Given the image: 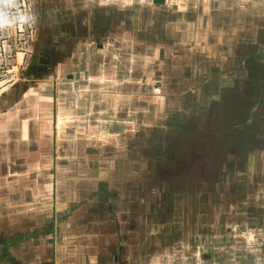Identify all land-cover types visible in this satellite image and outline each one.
Segmentation results:
<instances>
[{"label": "rangeland", "instance_id": "1", "mask_svg": "<svg viewBox=\"0 0 264 264\" xmlns=\"http://www.w3.org/2000/svg\"><path fill=\"white\" fill-rule=\"evenodd\" d=\"M63 1L68 7L72 8L70 12L73 13V17L76 16V13H80L81 9L86 10V12L88 10L91 14L93 8L90 6L95 7L97 5L105 6L107 9H109L108 7L112 8V6L118 8L133 7L137 12L132 13L130 16L136 20L133 23L132 31L129 28L122 27L119 31L114 32V34L124 36V38H106L102 48H99L92 40H88L84 44H76L73 49L71 64L68 63L60 67L57 75L50 76L45 80L32 82L31 88L21 86L23 88L22 91L20 86L14 84H16V81L23 80L20 79L22 78V72H24L34 51V42L32 43L31 40H34L36 36L31 34L30 30L32 27L29 21L24 24L0 25V99L5 97L17 100L14 104H10V101H7L8 106L4 108L0 106V147L2 152L6 153V155L8 154L9 159H20L24 163L23 167L25 170L23 173L25 176L32 178L33 176L35 178L45 176L46 180L47 176L48 180L51 179L50 182L41 183V186H45L46 190L53 186L52 169L55 168L60 170L58 177L61 182L67 181L66 184L71 189L75 188V183L72 181L73 176L83 177L81 181L87 183V178L91 179L98 173L97 166L99 162H96L98 156L93 153L104 150V143L108 146L112 140L121 147L120 152H125V150L128 151L130 140L133 143L135 137L138 143L142 137L150 134H156V137L163 138L166 133L161 131L167 126L171 132L165 138H170L174 145H178L177 141H180L178 136H185L186 133L181 132L182 134H180V131H178L181 128L185 129V125L181 124V122L173 123L172 121L173 116L175 118L179 114L175 110L174 104L181 101L183 96L188 101L198 100L197 103L199 102L196 93H194L197 90V85H195L196 78L192 74L181 75L185 79L183 80V86L178 87L180 84L175 82L177 74L157 73L159 72L158 68L163 64V58L165 60L164 63H169V56L178 54L183 47L177 49L174 47L175 44L171 42L147 43L149 40H146V38L148 39L150 34L147 29L153 24V18L160 14V12L154 11V8H164L172 10V12L174 10L177 13L171 16L173 19L169 17L171 23L169 22L168 24L181 25V21H183L181 13H184V18L189 17L185 20L189 23H192L197 16H204L202 11H199V6H196V1L200 0ZM225 1L221 0L219 3H225ZM209 3L206 2L205 6H208ZM31 5L30 1L25 10H20L16 14L13 8L12 14L29 16V7ZM86 12L84 11V13ZM84 13L79 16L81 18L84 17ZM211 14H206V17L208 15L213 16L214 12H211ZM221 14L213 17L217 19L224 18V15H228L229 12L221 11ZM88 17L90 19V15ZM13 18L15 17L13 16ZM165 18L168 19V17ZM4 19H9L6 12ZM172 28L174 29L172 34L175 35L176 40L179 35L185 34L187 31L190 33L189 30H191L194 38L192 42L187 43L189 47H187L188 52L186 54V58H189L190 62L191 60L196 61V58L200 59L202 52L200 53L201 49L199 47H202L203 51L206 50L207 53H214L218 47V44H210V40L208 41L209 35L212 34L210 30L213 27L195 25ZM204 30L210 31V33L205 32L204 34ZM220 30L232 36L228 39L227 46L233 47V50L237 48L235 41L241 39L242 46H249V50L252 51L254 49L264 52V48L261 45L255 46L256 40H259V37H257L258 28L225 26L220 27ZM142 35L144 37L146 35V38H141ZM203 37H207V39ZM124 39H132L133 42L130 43ZM196 47L198 49L193 53L192 50ZM177 59H179L178 62L181 64L180 58L177 57ZM247 66H253V64L248 62ZM205 96L206 99L209 98V94L204 95L201 101ZM162 98L164 100L167 99L166 104L163 103L164 101L160 103ZM168 103L170 106H167ZM206 106L205 103L202 105L203 109L205 108L204 110H206L204 113L205 120L210 122L208 123V126H210V124H213V111L207 109L209 108L208 105ZM163 115H165L166 121L162 120ZM231 116L235 117L234 123H236L241 116L240 109L238 110L235 106L231 107L227 112V117L230 119ZM188 118L189 121L194 119L193 117ZM159 122L162 125L158 124ZM213 126L214 134H216V131L220 129L219 123L214 122ZM199 129V125L195 124L193 125V131L191 129L187 134L190 136V139H187L192 142V145L189 144L190 151L188 150V153L194 154L197 149H200L198 148L199 143L201 142L202 144L207 138L208 134H205L203 130H200L199 133ZM193 132L196 133L194 134ZM13 134L25 136L27 139L23 145V141L12 145L14 143L12 141ZM87 139L90 140V143L86 141ZM102 140L105 142L103 143ZM256 150V156L253 157V161L248 162L244 152L237 155L250 164L252 162L263 163L264 143H258ZM260 151L261 156L257 159ZM176 153H178V148L175 149ZM185 153L187 155V151ZM88 154L91 155L88 156ZM100 158L104 167L115 166L116 162L114 164L111 163L114 159L112 151L107 149L103 157ZM262 158L263 161L261 160ZM54 161L55 168L52 167V162ZM38 163L41 164L40 168H43L37 174L36 172H30L33 168L39 166ZM48 163L51 164V168L46 167ZM65 168L70 171L66 172ZM139 168L140 166L137 171ZM132 173H134L133 170ZM175 173H178V170ZM141 174L143 175L142 172ZM4 177L7 179L6 176ZM90 179L89 181H91ZM244 179L240 183H243V188L240 186L239 188L234 187V182L227 184L228 188L222 190L219 188L221 192L219 202L228 201L226 204L229 203L233 207V212L230 214L231 218L220 220L219 215L216 214V217L211 215L214 211L210 210V219L217 220L214 221L215 225L212 224L210 226V221L208 220L205 226L199 225L197 228L194 226L190 233L185 236V244H183L182 248L176 242L177 233L184 236L183 232H180L181 229H178L180 225L179 216L181 214L178 213L177 209L179 195L182 193H178L177 190V192L174 191L170 195L165 196L168 190L167 186H158L161 189L153 188L155 193L161 192L160 195H163L160 201L162 204L159 207L167 214L165 219H163L166 223H164V226L159 225V227L158 224L161 223L159 221L157 222L158 224H153L151 227L143 224L136 232L137 235L132 238V246L136 244L139 254L141 249L148 250L151 246L157 248L158 252L156 251L152 261L151 259L144 260L143 264H216L219 262L222 264H229V262L241 264L242 260L246 258H248V264H252L253 260L255 263L264 264V249L263 251L259 249L264 246V228H261L260 224L252 223L257 220H264V211L262 209L264 202L260 203L262 198L257 191L251 194L253 190L250 192L246 190L249 187V183L254 179L249 178L247 174ZM258 180H263V176L259 177ZM149 181L152 184L153 181L151 179ZM259 185L261 187L264 186L263 183ZM261 193L264 197V191ZM47 195L45 194L42 197ZM251 195L256 196L253 198ZM244 198L247 199L244 206L258 205L256 207L258 208L257 215L249 217L247 223L244 218L243 222L235 220L236 213L239 211L237 205L241 204L240 201ZM186 206V215L192 217L194 210L192 211L191 206L187 205V202ZM221 211L222 208L221 210L217 208L216 212L220 213ZM79 216L81 214H76L72 220L66 224H61L63 233H67V240L63 239L62 243L58 234L49 232L51 228L46 225L48 221L43 219L42 223L37 225V227H42V231L43 228H46L47 234L42 233L36 237L28 236L26 239L17 238L15 243H20L24 247L22 248V245H20L21 247L14 251L13 256L16 258L12 262L8 261V264H49L53 260H56V264L88 263L85 257L95 252L97 244H102L99 239H101L100 236L104 234V231L98 227L95 231H91L92 235H89L90 233L85 234L86 229L73 232L72 222L78 220ZM256 217L258 218L256 219ZM51 218L49 217V219ZM54 220L56 221V232H58L61 219L54 217ZM219 222L222 223L219 224ZM250 223L254 224L255 227ZM251 226L253 229H251ZM143 229L146 230L144 235ZM19 231L12 229L11 233L0 236V239L11 238L9 235L13 236L17 233H32L34 229L31 228L29 231L20 229ZM173 232H176L175 235L172 234ZM226 232H229V234H226ZM2 233L3 230H0V235ZM239 233L245 235V240L243 235L242 238L239 236ZM63 237L65 238V236ZM89 237H94V239L88 241ZM56 240H58L59 245L54 248V245L57 244ZM163 241H166V243H163ZM237 242H241V244H237ZM199 243L201 246L198 250ZM223 243H230L233 250L236 247L241 253L235 252L234 254L231 253L233 255L228 256L230 252H227L226 248L223 247ZM66 245H70L72 249H67ZM245 247H248L247 251L244 250ZM205 250H209V253L206 254ZM124 253L128 254V248L124 250Z\"/></svg>", "mask_w": 264, "mask_h": 264}, {"label": "flooded vegetation", "instance_id": "2", "mask_svg": "<svg viewBox=\"0 0 264 264\" xmlns=\"http://www.w3.org/2000/svg\"><path fill=\"white\" fill-rule=\"evenodd\" d=\"M38 1L42 3L34 5L30 12L33 15L30 31L32 35L36 36L34 40H31L32 43L34 42V51L32 50L33 53L29 58V62L24 72H22V78L20 79L23 80L16 81V84H14L24 88H31L32 82L57 75L60 67L72 63L73 49L76 44H84L86 41L92 40L99 48H102L106 38H124V36L114 34L115 31H119L122 27L129 28L132 31L133 23L136 22L130 17L132 13L137 12L133 7L118 8L112 6V8L108 7L109 9H107L105 6L97 5L93 8L91 14L88 10L86 12V10L81 9L80 13H76V16L73 17V13L70 12L72 8L68 7L63 0L57 1L53 10L51 4H45L47 0ZM154 9L160 14L153 18V24L147 29V32L150 33L148 39L146 35L145 37L142 35L141 38L149 40L147 43L171 42L175 44L174 47L177 49L183 47L179 52L177 50L178 54L169 56V63L165 62V64L163 58V64L158 68L159 72L157 73L177 74L175 82L180 84L178 87L183 86V80L185 79L181 75L192 74L196 78L195 85H197V90L194 93H196L200 104L197 103L198 100L188 101L184 96L181 101L175 102V110L179 114L175 118L173 116L172 121L173 123L181 122L185 125V129L181 128L178 131H180V134L186 133L185 136H178L180 138V141H177L178 145H174L170 138H165L171 132L167 126L164 128L165 130L162 129L161 131L166 133L163 138L156 137V134H150L142 137L138 143L135 137L133 143L130 140L128 159L122 158L121 160L122 166L130 168L129 177L123 178L122 176V178L112 180L105 174V177L100 179L99 174L96 173L90 179L92 184L89 188L78 195L77 204H75V199H71V195L69 197L66 195L65 199L68 200L69 204L64 205L60 210H56L51 220L46 222V224H49L48 228H51L49 232L58 234L61 243L67 236V233H63L61 224H66L76 214H81V216L78 220L72 222L73 232L86 229L85 234L90 233L89 235H92L91 231H95L98 227H100V230L101 228L102 230L106 229L104 224L107 222L113 225L108 228L109 233L100 236L99 242L102 244H97L95 252L85 257L88 260V263L85 264H143L144 260L151 259L152 261L157 248L151 246L148 250L141 249L139 254L136 244L132 246V238L137 235L136 232L143 224L151 227L153 224H158L159 221L161 222L158 224L159 227V225L164 226V223H166L163 219L167 214L160 209L162 204L160 201L163 195H160L161 192L155 193L154 191L155 188L161 189L158 186L168 187L165 196L174 191L177 192V190L178 193H182L179 195L177 209L178 213L181 214L178 229H181L180 232L182 231L184 236L178 233L176 235V242L181 248L185 244V236L190 233L194 226L196 228L199 225L205 226L208 220L210 226H212L214 221H217L210 219V210L214 211L211 215L215 217L216 214L219 215L220 220L231 218L232 205L226 204L228 201L219 202L220 189L228 188L227 184L234 182V187L239 188L240 186L243 188V183H240L245 180L244 176L247 174L249 178L254 180L249 183L246 190L249 192L253 190L251 194L257 191L262 198L260 203L264 202L261 193L264 191L261 190L264 189V186L259 185L260 183L264 184V162L260 164L256 162L248 163L253 161V157L256 156L258 143H264V52L254 49L249 50V46H242L241 39L235 41L237 48L233 50V47L227 46L228 39L232 36L220 30V27L225 26H215L210 30L212 34L209 35L208 41L210 40V44H218L217 49L214 53H207L206 50L203 51L202 47H199L201 49L200 53L202 52L200 59L196 58V61L191 60L190 62L189 58H186V54L188 52L187 47H189L187 43L192 42L194 38L191 30H189L190 33L187 31L185 34L179 35L176 40L175 35L172 34L174 30L172 27H179L175 23H168H171L169 19L177 12L164 8ZM82 13H84V17L81 18L79 15L82 16ZM181 15L183 16V13ZM165 17H168V19ZM181 22L184 23L185 21ZM205 32L207 31L204 30V34ZM257 37H259V40L255 46L261 45L264 48V28L259 29ZM203 38L207 39V37ZM124 40L130 43L133 42L132 39ZM260 41L261 43H259ZM197 49L198 47L194 48L193 53ZM177 57L180 58L181 64H179ZM248 62L253 66H247ZM207 94H209V98L206 99L205 96L201 101L203 96ZM166 100L162 98L160 103L164 101L163 103L166 104ZM11 101L16 102L15 99ZM204 103L205 106H209L207 109L213 111L212 123H219L220 129L216 131V134H214L213 124L208 126L210 122L205 120L204 113L206 110L202 107ZM167 106H170L169 103ZM233 106L237 107L238 110L240 109L241 113V116L237 117L236 123H234V116H231L230 119L227 117L228 110ZM188 117L194 119L189 121ZM162 120H165V115L162 116ZM158 124L162 125L160 122ZM195 124L200 127L199 133L200 130H203L208 135L202 144L199 143L198 148L200 149L191 154L188 152L190 151L189 144L192 145V142L187 139H190L187 134L191 129L193 131V125ZM176 148H178L177 155L175 154ZM243 152L246 153L245 156H247L248 162L237 155ZM259 154L257 159L260 158L261 151ZM261 160L263 161V158ZM139 166L141 170L139 168L137 171ZM176 169L178 173H175ZM132 170L134 173H132ZM141 172L143 175H140ZM52 173L53 186L49 191H51L56 203V196L59 192L57 190L58 172L52 169ZM262 176L263 180L261 182L258 178ZM150 179L153 181L152 184H150ZM72 181L75 183L81 182V180L74 179ZM62 190L60 193L63 192ZM251 196L255 198L256 195ZM80 200H84V202H79ZM86 200L92 201L91 203H85ZM246 201L247 199L244 198L240 201L241 204L237 205L239 211L236 213L235 220L243 222L244 218L247 223L249 217L257 215L258 208L256 207L258 205L244 206ZM186 202L187 205L191 206L192 211L194 210L192 217L186 215ZM84 204L87 209L83 207ZM101 205L107 206L106 213L99 210ZM80 206L85 211L80 209ZM217 208L218 210L222 208V211L217 213ZM262 209L264 211V206H262ZM54 217L61 219L58 232H56ZM221 223L219 222V224ZM252 223L260 224V227L264 228V220H257ZM252 223L250 224L254 226ZM252 226L251 229H253ZM45 229L43 228V231H46L44 233L47 234ZM40 230H42L41 227H38L32 233L22 236L9 235L11 238L8 241L1 240L0 251L2 256L0 260L4 258L6 262L8 260L14 261L16 257L11 255L10 249L17 244L15 240L17 238L26 239ZM227 230L230 231L229 228ZM143 231L144 235L146 230L143 229ZM175 233L172 234L175 235ZM226 234H229V232H226ZM242 235L239 233L241 238ZM92 239L94 237H89L88 241ZM56 242L54 248L59 245L58 240ZM163 243H166V241H163ZM66 247L72 249L70 245H66ZM127 248L128 254H125L124 250ZM206 254L208 253L206 252ZM55 261L53 260L49 264H56Z\"/></svg>", "mask_w": 264, "mask_h": 264}, {"label": "crops", "instance_id": "3", "mask_svg": "<svg viewBox=\"0 0 264 264\" xmlns=\"http://www.w3.org/2000/svg\"><path fill=\"white\" fill-rule=\"evenodd\" d=\"M31 1V6L29 7V10L31 12V10L33 9L34 5L36 6L37 4L40 5V1L38 0H15V10L14 13L16 14V12H20V10H25V7H27V5H29ZM57 1L59 0H47V2H45V4H51V9L53 10V8H55V5L57 4ZM158 1V0H156ZM162 1V0H161ZM210 1V3H209ZM219 1L221 0H205V2H203V0L200 1H196V6H199V11H202L203 13V17L201 16H197L195 18V20L192 23L186 22L185 20H187L189 17H185L184 18V13H183V20L185 21L184 23H182L181 25L176 24L178 27L181 26H200V27H215V26H235V27H242V26H246V27H256L258 28L257 32L259 31L260 28H264V0H226L225 3H219ZM206 2L209 3L208 6L206 5ZM8 7H10V5H4L3 8L7 9ZM91 8H94L93 6H90ZM213 10V11H211ZM191 11V10H190ZM208 11V12H207ZM221 11L223 12H229L228 15H224V18H216L213 16H217V14H221ZM237 11V12H236ZM211 12H214L213 16H211ZM235 12V13H234ZM27 14H29L26 11ZM206 14H211L208 15V17H206ZM226 14V13H225ZM19 15V14H18ZM194 15V14H192ZM28 16V15H27ZM33 15H31V13L29 14L28 18H29V22L32 25V20H33ZM207 33H210L209 31H207ZM259 34V32L257 33V35ZM208 35V34H207ZM256 42H258V40H256ZM21 87V86H20ZM22 91V87L20 88ZM14 99V98H13ZM12 98H2L0 99V106L2 108H4L7 105V101H10V104H14L15 102L11 101ZM15 101L17 102V100L15 99ZM9 104V105H10ZM3 112V109H2ZM14 137L12 138V141H14L13 144H19L22 141V145L24 143V141L27 139L25 136H19L18 134H13ZM29 137V136H28ZM109 137V136H108ZM98 139V138H97ZM105 139V138H104ZM88 143H90V140L87 139L86 140ZM103 143L105 142L104 140H102ZM111 142V141H110ZM84 144V143H83ZM104 147L105 149L97 152V153H93L94 155L97 154L98 159H96V162H99L98 164V174H99V178H104L105 174L108 175V178L115 180L116 178H126L127 176H130V168L129 167H125L121 165V160L122 158H126L128 159L129 153L128 151L125 150L121 151V147H119L118 144H116L113 140L110 143V145H105L104 143ZM110 150L113 152V161L111 162L112 164H114L115 162V166L114 165H110L109 167H104L101 158L103 157V154L105 153L106 150ZM91 154H88V156ZM89 158V157H88ZM105 162V161H104ZM52 167L55 166V161L52 162ZM106 163V162H105ZM39 164V163H38ZM128 164V163H127ZM48 166L46 167H50L51 168V164H46ZM24 163H22L20 161V159H16V160H11L8 157V154L6 155V153L2 152V149L0 147V230H3V233L0 235H8L9 233H11V230L14 229V231H19L20 229L29 231L32 229H37V225H40L43 221V219H47V221L51 220L49 219V217H52L54 212L56 210H60L62 209V207L64 205L69 204L68 200L65 199V196L67 195L68 197L71 195V199H75V204L78 203V195L81 193H84L89 186L92 184L91 181H89L90 178H87L88 181L87 183L81 181L79 183H75V188H70V186H68V184H66L67 181H63L61 182V180L59 179V177H57V190L58 192V196H56V203L54 198L52 197V193L51 191H49L50 188H47L48 191L45 189V186L42 187L41 183L43 182H50V180H48L49 178L46 176L47 180L45 179V176L43 177H30V176H25V174L23 173L25 168L23 167ZM41 164H39V166H37L36 168H33L32 171L36 174L38 173V171H40L42 168H40ZM30 168V167H29ZM55 168V167H54ZM31 169V168H30ZM28 169V170H30ZM91 169V168H88ZM51 170V169H50ZM56 171H58V173L60 172V170H58V168H55ZM65 171H70L69 169L65 168ZM106 172V173H105ZM8 174V175H6ZM30 175V174H29ZM74 175V174H73ZM7 177V179H5V177ZM37 176V175H36ZM83 177H76L73 176L72 180H83ZM5 179V180H2ZM63 183V184H62ZM62 184V185H61ZM66 184V185H65ZM83 184V185H82ZM84 185H86L84 187ZM63 188V192L60 193L61 189ZM87 193V192H86ZM48 194L46 197H42L43 195ZM64 197V198H63ZM42 200V201H41ZM87 202L85 203H91L92 200H86ZM45 202H47L45 204ZM51 202V203H48ZM79 202H84V200H80ZM52 204V205H50ZM81 207V206H80ZM84 208L85 204L83 205ZM81 207L80 209H83L85 211V209ZM92 207V205H91ZM87 209V208H86ZM103 212L106 213L107 211V206H103L101 205V209ZM82 211V210H81ZM83 212V211H82ZM14 219V220H13ZM49 226V224H46ZM113 226L110 223H106L104 224V234L109 233V227ZM103 227V226H102ZM19 229V230H17ZM42 229V227H41ZM20 232V231H19ZM44 233L42 230L38 231L37 233L33 234L32 237H36L39 234ZM233 235V233L231 234ZM230 235V236H231ZM107 236V235H106ZM2 239H0L1 241ZM240 240V239H239ZM245 240V237H244ZM237 244H241V242H237ZM20 245L22 244H15L14 246L11 247V255H14V251H17V249H19V247H21ZM201 244L199 243V246ZM223 247L226 248L229 255H233L235 252H240L238 251V249L235 247L234 250L232 249V245H230V243H223ZM24 246L22 245V248ZM210 247V246H209ZM248 247H245L244 250H248ZM200 248H198L199 250ZM263 251L264 246H261V248H259ZM207 253H209L207 250H205ZM233 253V254H231ZM242 259V258H240ZM9 261V260H8ZM0 264H8V262H6V259L2 258L0 260ZM216 264H222L221 262L216 263ZM224 264V263H223ZM226 264V263H225ZM229 264H232L229 262ZM241 264H248V258H246L245 260H242ZM252 264H259V263H255V261H252Z\"/></svg>", "mask_w": 264, "mask_h": 264}, {"label": "clouds", "instance_id": "4", "mask_svg": "<svg viewBox=\"0 0 264 264\" xmlns=\"http://www.w3.org/2000/svg\"><path fill=\"white\" fill-rule=\"evenodd\" d=\"M4 5H10V7L4 9ZM13 8H15V0H0V25L24 24L28 22L29 18L24 14L13 15ZM5 12L9 17L7 20L4 19Z\"/></svg>", "mask_w": 264, "mask_h": 264}, {"label": "water", "instance_id": "5", "mask_svg": "<svg viewBox=\"0 0 264 264\" xmlns=\"http://www.w3.org/2000/svg\"><path fill=\"white\" fill-rule=\"evenodd\" d=\"M26 234H28V233H22V234H16L17 236H22V235H26ZM10 238H7V239H4V240H2V241H8Z\"/></svg>", "mask_w": 264, "mask_h": 264}]
</instances>
